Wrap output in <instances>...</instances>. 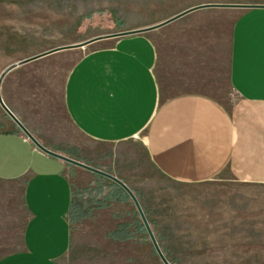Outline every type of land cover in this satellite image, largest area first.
<instances>
[{
    "label": "crops",
    "instance_id": "obj_1",
    "mask_svg": "<svg viewBox=\"0 0 264 264\" xmlns=\"http://www.w3.org/2000/svg\"><path fill=\"white\" fill-rule=\"evenodd\" d=\"M45 18L49 35L0 46V77L16 65L2 100L43 147L124 181L117 160L138 143L174 183L264 186V0H82ZM96 177L40 151L0 105V264H162L152 244L110 236L136 219L130 202L71 223ZM160 192L142 202L157 232Z\"/></svg>",
    "mask_w": 264,
    "mask_h": 264
},
{
    "label": "rangeland",
    "instance_id": "obj_2",
    "mask_svg": "<svg viewBox=\"0 0 264 264\" xmlns=\"http://www.w3.org/2000/svg\"><path fill=\"white\" fill-rule=\"evenodd\" d=\"M81 4L82 0H0V46H20L24 37L34 33L48 34L51 21L45 17L50 12L56 11L60 5L71 9ZM71 61H67V68ZM234 102L235 94L230 91L224 103L229 106ZM123 149L132 155L126 154L117 160V173L133 192L139 194L137 199L149 225L151 219L142 203L144 195L161 191L159 196L153 197L162 200L165 227L152 232L155 237L159 233L167 239L162 243L156 237L170 264L171 258L164 252L166 247L180 254L187 264H264V186L243 185L229 179L202 185H180L170 181L156 168L142 144L132 143ZM130 203L134 205L132 200ZM134 208L137 219L143 224L135 205ZM134 222L129 229L131 233L135 231ZM183 237L205 239L207 242L184 244ZM221 239L236 242H208ZM133 240L152 244L154 253L158 255L148 233Z\"/></svg>",
    "mask_w": 264,
    "mask_h": 264
},
{
    "label": "trees",
    "instance_id": "obj_3",
    "mask_svg": "<svg viewBox=\"0 0 264 264\" xmlns=\"http://www.w3.org/2000/svg\"><path fill=\"white\" fill-rule=\"evenodd\" d=\"M134 193L139 199V194L137 192ZM114 202H131V199L119 185L109 179L98 176L87 188L76 190L69 210V219L72 224H75L92 217L95 211L107 208ZM135 218L133 224L134 233L129 231L132 225L123 224L110 236L119 241H126L136 239L138 235H146L148 233L147 229L137 219V213H135ZM150 226L152 230L155 229L153 222H150ZM156 237L158 240L162 239L159 235H156Z\"/></svg>",
    "mask_w": 264,
    "mask_h": 264
},
{
    "label": "water",
    "instance_id": "obj_4",
    "mask_svg": "<svg viewBox=\"0 0 264 264\" xmlns=\"http://www.w3.org/2000/svg\"><path fill=\"white\" fill-rule=\"evenodd\" d=\"M16 66V65H14ZM9 67L8 69H6L4 71V73L1 75L0 77V105L2 106V108L4 109V111L8 114V116L17 124V126L24 132V134L33 142V144L42 152H44L45 154L57 158L59 160H62L66 163H69L71 165L83 168L85 170L91 171L92 173H95L98 176L104 177L106 179H109L110 181L116 183L117 185H119L131 198V200L133 201L134 205L136 206L140 217L142 219L143 224L145 225L147 232L152 240V243L158 253V255L160 256V258L162 259L164 264H170V262L167 260V258L165 257V255L163 254L158 241L156 239V237L154 236L152 229L148 223V220L143 212V209L139 203V200L137 199L136 195L134 194V192L123 182L121 181L118 177H116L115 175L105 172V171H101L98 170L96 168H93L85 163H82L80 161L74 160L70 157L61 155L59 153H56L52 150H49L45 147H43L37 140L36 138L26 129V127L20 122V120L5 106L2 97H1V85H2V81L5 77V75L14 67Z\"/></svg>",
    "mask_w": 264,
    "mask_h": 264
}]
</instances>
